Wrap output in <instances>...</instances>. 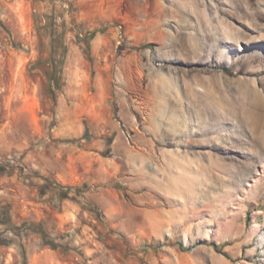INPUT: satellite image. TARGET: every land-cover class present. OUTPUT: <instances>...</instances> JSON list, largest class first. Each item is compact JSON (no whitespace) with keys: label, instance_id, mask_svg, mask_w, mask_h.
Listing matches in <instances>:
<instances>
[{"label":"rangeland","instance_id":"rangeland-1","mask_svg":"<svg viewBox=\"0 0 264 264\" xmlns=\"http://www.w3.org/2000/svg\"><path fill=\"white\" fill-rule=\"evenodd\" d=\"M0 168V264H264V0H0Z\"/></svg>","mask_w":264,"mask_h":264},{"label":"trees","instance_id":"trees-1","mask_svg":"<svg viewBox=\"0 0 264 264\" xmlns=\"http://www.w3.org/2000/svg\"><path fill=\"white\" fill-rule=\"evenodd\" d=\"M95 33H92L91 34V37H94ZM50 80L54 83L55 87L57 89L60 88V83H61V71H59V73L57 72H54V73H51L50 74ZM3 168H0V173L3 172ZM56 187H60V186H56ZM7 215V213H6ZM4 216V217H1L0 216V225L3 224V225H6L7 226V229L12 233L14 234L15 236L17 237H20L21 234H22V231L20 230L19 227L15 226L12 224L10 218L8 216ZM28 231L32 232V233H36L38 235H40L41 237V241H42V244L45 245V246H50L52 249H56L58 246L57 244H53L52 243V240L50 237H48L42 230H41V226L39 224H34V223H31L29 224V226L26 228Z\"/></svg>","mask_w":264,"mask_h":264},{"label":"bare ground","instance_id":"bare-ground-1","mask_svg":"<svg viewBox=\"0 0 264 264\" xmlns=\"http://www.w3.org/2000/svg\"><path fill=\"white\" fill-rule=\"evenodd\" d=\"M216 22V21H215ZM214 25V24H213ZM216 26V25H215ZM253 124H252V126L254 127V129H255V132H258L259 130H258V121L255 119V121L254 122H252Z\"/></svg>","mask_w":264,"mask_h":264}]
</instances>
